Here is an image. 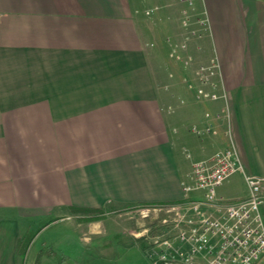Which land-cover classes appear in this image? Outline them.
Here are the masks:
<instances>
[{
    "label": "crops",
    "instance_id": "0c3cea01",
    "mask_svg": "<svg viewBox=\"0 0 264 264\" xmlns=\"http://www.w3.org/2000/svg\"><path fill=\"white\" fill-rule=\"evenodd\" d=\"M182 9L178 0H0V264H35L43 250L41 264L83 263L86 251L151 264L158 248L135 215L181 203L192 160L232 142L245 173L264 178V0H195L209 31L187 54L203 60L195 65L217 60L227 101L193 106L172 92L187 101L179 119L162 106L174 64L151 51L181 41ZM224 106L229 116L216 121ZM232 177L235 192H219L230 179L218 188L231 200L247 192ZM36 223L22 260L18 238Z\"/></svg>",
    "mask_w": 264,
    "mask_h": 264
},
{
    "label": "built area",
    "instance_id": "2783aa9c",
    "mask_svg": "<svg viewBox=\"0 0 264 264\" xmlns=\"http://www.w3.org/2000/svg\"><path fill=\"white\" fill-rule=\"evenodd\" d=\"M178 1L183 6L181 41L171 44V56L188 69L185 81L197 99L227 101L226 93L220 91L217 60L194 66L187 54L191 41L202 39L209 31L208 19L204 12H196L195 0ZM156 10L149 9L146 14ZM228 116L224 106L214 119ZM205 117L211 118V114ZM192 132L201 136L203 130L194 126ZM236 174L243 177L246 195L232 200L218 195V188ZM181 188L183 201L164 207L173 217L160 220L159 236L151 240V246L158 248L149 250L151 264H196L198 258L205 264H264V178L245 173L232 142L207 157L192 160ZM192 193L199 196L191 198Z\"/></svg>",
    "mask_w": 264,
    "mask_h": 264
},
{
    "label": "rangeland",
    "instance_id": "374dc122",
    "mask_svg": "<svg viewBox=\"0 0 264 264\" xmlns=\"http://www.w3.org/2000/svg\"><path fill=\"white\" fill-rule=\"evenodd\" d=\"M152 14H150V15H152ZM150 15H148V16H150ZM154 50L156 52L151 51L152 58L154 59V61L155 60L161 61V62L165 61L166 60V55H168V59L171 62H173L172 64H174V66L172 68H170V69H167V71L165 73L166 76L170 75V82H169L170 85L168 84V87H167L168 89L166 88V91H165L163 88H160L161 90L165 91L166 95H168V96H164V100H165L164 102H166V105L164 104V102L162 103L163 104L162 106L164 107V111H166V113H167V110H166L167 109V103H169L170 106L174 107V108L171 109V111H170L171 113H169V114L167 113L166 116H169V117L175 116V114H177V111H178V109L180 107H183V106L187 105V101L185 103V99H184V102H183V100H181L180 103L179 102H174L173 99L170 97V94L172 92L173 93H183V92H185L184 93L185 96H187V97L190 96L189 97L190 99H187V98L186 99L189 100L190 102L189 101L188 102L191 103L193 106L194 105H204L206 103L209 104V102H205V101H201V100L197 99L195 97V94L190 90V88L188 86V83L185 81L189 77V71H188V69L183 68V66L179 62H176L174 60V58L171 56V47H170L169 43H168V46H167V49L165 50V52L160 51V49H154ZM192 61L194 63H196V62L200 63L203 60H200V59L195 58L193 56L192 57ZM202 64H205V63H202ZM199 65L200 64H198V65L196 64L194 66H199ZM177 115H178L179 119L183 118V115H182V117L180 116V114H177ZM187 127H188V125L185 127V132H187ZM239 187H241V185H240L239 181L237 180V178L236 177H232V178H230L229 182H227L222 187V189H219V192L222 191L223 194L233 193ZM164 207H166V205H159L157 207L151 208L149 211H144L143 210V212H142L143 214L139 213L138 216H137V214L135 215V218H141L143 216L147 220L146 227L148 226L147 228H150V231L148 233H149L150 236H152L151 240H153L154 238L159 236V233L157 234V232H156V227L157 226L160 227V220L162 218H172L173 217L172 213H166ZM159 208H164V209L158 210ZM107 211L111 212L110 215H106L107 217H109V216H113V217L115 216V217H121V218L127 217L125 215V213H124L126 211H121V212L119 211V213H118V211H113V210H107L106 209V212ZM95 212L96 211L92 210L91 212L75 211L74 213H75V215H82V216H86V217H92V216H94L96 214L95 216L97 217L98 213H95ZM48 219H50V217H47L46 219H43L42 223H44ZM38 224L39 223H36L35 225H33L32 226V230L30 232H28L27 235L28 234H32V236H34L36 230H38V228L40 226ZM54 229H57V228H54ZM54 232H56V230ZM54 234H56V233H54ZM39 244H41L40 240H38V242H37L35 247H37ZM39 253L42 255V254L45 253V250H43V251H41ZM85 255H87V256L89 255V257H85V259H83L84 260L83 263H81V260H79L78 264H132L131 261H133V260L129 261L128 259H118V260L116 259V260H113V259H108V258H96V257H94V252H91V251H86ZM76 260H78V259H76Z\"/></svg>",
    "mask_w": 264,
    "mask_h": 264
},
{
    "label": "trees",
    "instance_id": "16d2710c",
    "mask_svg": "<svg viewBox=\"0 0 264 264\" xmlns=\"http://www.w3.org/2000/svg\"><path fill=\"white\" fill-rule=\"evenodd\" d=\"M72 210L74 212L75 211H80V212H91L92 211V209H76V208H72ZM33 237L34 236H32V234H28V235H25L23 237L18 238V242H17V253H18V256L22 260L25 257L26 251H27L28 246H29L31 240L33 239ZM40 257H41V255H39L37 257L35 264H41Z\"/></svg>",
    "mask_w": 264,
    "mask_h": 264
}]
</instances>
